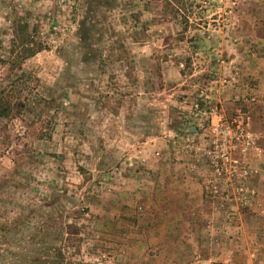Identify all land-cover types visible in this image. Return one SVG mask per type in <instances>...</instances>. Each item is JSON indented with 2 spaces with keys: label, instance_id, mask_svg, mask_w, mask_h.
<instances>
[{
  "label": "rangeland",
  "instance_id": "1",
  "mask_svg": "<svg viewBox=\"0 0 264 264\" xmlns=\"http://www.w3.org/2000/svg\"><path fill=\"white\" fill-rule=\"evenodd\" d=\"M263 89L264 0H0V264H264ZM170 179L203 203L164 242Z\"/></svg>",
  "mask_w": 264,
  "mask_h": 264
},
{
  "label": "crops",
  "instance_id": "2",
  "mask_svg": "<svg viewBox=\"0 0 264 264\" xmlns=\"http://www.w3.org/2000/svg\"><path fill=\"white\" fill-rule=\"evenodd\" d=\"M148 62V61H147ZM143 65H145L143 63ZM150 65L147 64L144 66V68H148ZM166 77V76H164ZM167 78V77H166ZM152 79V78H151ZM147 81V80H146ZM149 81V80H148ZM149 82L146 83V85H148ZM145 85V86H146ZM144 88V87H142ZM150 90L148 91V96L150 97V94L153 92L152 88L150 86V88H147ZM246 89H243L240 91V89H234V90H229L230 94H235V93H246ZM240 93V94H241ZM261 95L264 96V89L261 91ZM146 96L145 98H139V101L136 104V108L135 106H133V112H132V116L134 118L135 121L140 122V106L139 104H143L145 100L146 101V112L147 114H145V109H142L141 112H144V117L145 116H149V113L151 114V109L154 108V104L152 103V99L154 98H150ZM228 104V103H227ZM177 105L180 106L182 108V111L184 113H186L188 111V102L186 101H180L177 102ZM164 107L169 108V104H163ZM228 113H230L228 107H226ZM235 110V109H234ZM233 110V111H234ZM166 115H168L166 113ZM189 115V113H187V116ZM186 115H183V120L182 121H187L186 118H188ZM151 117V116H150ZM168 118V117H167ZM148 119V118H147ZM149 120V119H148ZM180 121V119H179ZM202 132V131H201ZM201 134V133H200ZM152 167L154 169V164H152ZM173 166L171 165H162V169H167V168H171ZM150 188H151V192H149L150 196L152 192L156 193V197L155 198V202H160L162 203L160 205V207L158 208V210H156V212H146V215L148 217V219H151L150 222H148L147 226H146V230L145 232L148 234L149 232L152 233V231L157 230L156 228L159 227L160 230H163L164 237L165 240L164 242H166V238L167 235L170 234H174L173 233V228L176 226V224H178L177 219L179 218H187L188 216V208H192L194 204H196V206L200 207L202 206L203 200H202V196L200 194V189H201V185L197 182H192V181H184V184L182 182L179 181H175L173 179L170 180H164L162 182H158L157 180H154L152 182L149 183ZM261 186V185H260ZM175 188H181V190H175ZM159 194V195H158ZM159 196V197H158ZM259 202H261L260 204L264 207V196L261 195V198L259 197ZM171 205V206H170ZM202 210L201 208L199 209V211ZM203 211V210H202ZM201 211V214L199 212L200 215H203L204 212ZM197 212V215H199ZM185 215V216H184ZM189 218V217H188ZM164 219H167L168 221L164 222ZM171 219H175V221H170ZM166 224V225H164ZM184 224V222H183ZM175 225V226H173ZM172 226V227H171ZM253 227V224L251 222H249L247 219H244V223L242 225V229L245 231V233L247 234V232H250L251 234H253L256 237V240L253 242V238L249 239V242L246 244V246L243 247L244 252L245 251H259L260 249L264 248V245H262L263 241V236L264 235V230H261L257 227H255V230L251 229ZM175 229V228H174ZM180 249H182L180 247ZM188 250L192 251V246L190 247L187 246Z\"/></svg>",
  "mask_w": 264,
  "mask_h": 264
},
{
  "label": "trees",
  "instance_id": "3",
  "mask_svg": "<svg viewBox=\"0 0 264 264\" xmlns=\"http://www.w3.org/2000/svg\"><path fill=\"white\" fill-rule=\"evenodd\" d=\"M24 28L26 29V25L24 26ZM15 38L19 39V41H21L22 43V48L23 49V53L24 55H29V56H32L34 55L35 53H37L38 51H40L41 47L38 46L36 48H29L28 47V36L26 34H23L21 31H17L16 32V35H15ZM26 47V48H23ZM2 111V112H1ZM9 111L10 109H7V108H4V104H3V99L0 101V115L1 116H8L9 115Z\"/></svg>",
  "mask_w": 264,
  "mask_h": 264
},
{
  "label": "built area",
  "instance_id": "4",
  "mask_svg": "<svg viewBox=\"0 0 264 264\" xmlns=\"http://www.w3.org/2000/svg\"><path fill=\"white\" fill-rule=\"evenodd\" d=\"M238 127V126H237ZM217 135H219V138L221 139V148L222 150H225L223 147L226 144H229L233 138H239L244 136V131L239 130L238 132H235L232 130V128L228 125L223 126L222 128L217 129ZM225 159H228L227 156H223Z\"/></svg>",
  "mask_w": 264,
  "mask_h": 264
}]
</instances>
